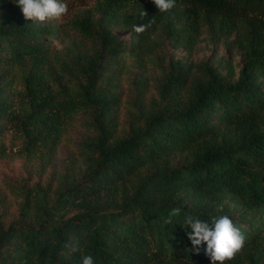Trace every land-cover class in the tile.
<instances>
[{
  "label": "trees",
  "instance_id": "16d2710c",
  "mask_svg": "<svg viewBox=\"0 0 264 264\" xmlns=\"http://www.w3.org/2000/svg\"><path fill=\"white\" fill-rule=\"evenodd\" d=\"M93 1L39 23L0 0V161L16 139L30 167L17 209L0 177V264H211L189 214L264 264V0Z\"/></svg>",
  "mask_w": 264,
  "mask_h": 264
},
{
  "label": "clouds",
  "instance_id": "9594fccd",
  "mask_svg": "<svg viewBox=\"0 0 264 264\" xmlns=\"http://www.w3.org/2000/svg\"><path fill=\"white\" fill-rule=\"evenodd\" d=\"M21 8L26 20L44 23L51 20H61L69 13L68 4L63 0H15ZM160 13H167L175 7L176 0H152ZM141 16H147L142 10ZM134 26L137 34H142L150 29L154 23ZM181 208L171 209L166 223H171L172 218L181 215ZM185 228L190 229L187 233L189 240L199 254L200 246L206 244L205 254L210 258L211 264H227L234 260L244 250L247 237L228 215L211 217L210 221L197 216L186 215L183 220ZM211 225V227H210ZM80 264H96L95 257L90 254L81 253Z\"/></svg>",
  "mask_w": 264,
  "mask_h": 264
},
{
  "label": "rangeland",
  "instance_id": "374dc122",
  "mask_svg": "<svg viewBox=\"0 0 264 264\" xmlns=\"http://www.w3.org/2000/svg\"><path fill=\"white\" fill-rule=\"evenodd\" d=\"M94 3L93 0H86L85 4L82 5H92ZM77 6L76 9H80L82 6ZM84 7V6H82ZM66 19L62 21L66 23ZM58 49L62 48L61 44H56ZM7 149V158L0 161V178L1 182L4 181L6 178L11 179V184H4L2 186L3 194L8 197L9 202L12 204L13 209H17L18 205L21 203L22 198L17 194H12V190H15L16 185H19L23 182L22 179H25L29 176L30 167L27 166V162L25 157L23 156L22 152H20L19 147L17 146V140L15 139L12 142L6 144ZM19 194V193H18ZM18 205H15V204Z\"/></svg>",
  "mask_w": 264,
  "mask_h": 264
}]
</instances>
